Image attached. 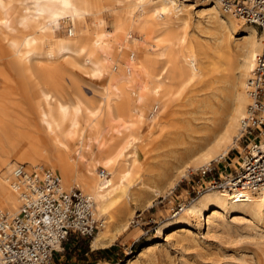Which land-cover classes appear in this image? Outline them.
<instances>
[{"label":"bare ground","instance_id":"obj_1","mask_svg":"<svg viewBox=\"0 0 264 264\" xmlns=\"http://www.w3.org/2000/svg\"><path fill=\"white\" fill-rule=\"evenodd\" d=\"M209 4L207 22L221 29L218 45L226 48L221 55L225 86L224 97L212 109L216 127L192 160L199 166L223 159L238 144L251 102L247 79L264 38L248 24L234 43L229 31L239 17L221 15V0ZM139 9L142 15L136 14ZM104 10L115 17L112 31L102 28ZM190 15L181 0H0V211L19 210L14 172L21 163L50 167L65 190L80 187L93 197L97 216L109 214L122 198L139 195L147 185L142 174H153L154 169L136 157L138 147L155 141L176 94L205 73L206 49L176 29ZM65 28L67 34L58 35ZM145 41L154 48L152 53L145 52ZM75 69L97 82L100 100L84 94ZM95 143L99 155L88 157ZM241 163L237 160L236 166ZM100 164L107 168L105 175L97 171ZM188 167L178 174L184 175ZM150 188L153 196L162 194V187ZM222 211L236 220L249 214L250 222L264 223V184L254 189L231 183V190L212 186L159 231L191 220L210 228ZM102 223L91 241L93 248L116 236L110 217Z\"/></svg>","mask_w":264,"mask_h":264},{"label":"rangeland","instance_id":"obj_2","mask_svg":"<svg viewBox=\"0 0 264 264\" xmlns=\"http://www.w3.org/2000/svg\"><path fill=\"white\" fill-rule=\"evenodd\" d=\"M181 1L191 9V15L186 24L176 26L177 31L202 44L207 51L202 80L187 85L176 94L164 116L163 131L152 144L138 147L136 157L145 166H153L154 169L153 174L152 171L142 174L147 185H143L139 195L134 194L130 200L122 198L119 206L109 214L95 215L102 221L110 217L111 233L116 234L114 240L104 247L92 248L91 241L98 231L91 237L72 235L64 242V248L55 253L53 264H264V223L250 222L252 218L249 214L236 220L232 213L222 211V218L215 220L210 228L207 223L198 225L191 220L186 225H169L159 231L184 205L211 188V180L219 181L226 174L236 172L240 166H236L237 160L243 161L248 141H238L226 157L211 161V171L207 174H202L197 170L201 166L192 162L201 151V145L206 143L203 138L216 127L212 109L218 103V98L224 97L225 71L221 55L226 48L218 45L221 29L207 22L210 0ZM220 13L228 14L223 12L221 6ZM136 14L142 15V10H137ZM100 15L104 21L103 30L112 31L114 15L110 10H104ZM234 18L238 25L230 28L229 37L235 43L237 38L244 35L245 27L250 23H244L242 18ZM87 21L89 23L91 19L87 18ZM256 29L260 35L261 30ZM65 34L67 28L58 32V35ZM144 45L146 53L153 52L154 48L149 42L145 41ZM114 65L111 62L110 68ZM73 72L87 97L101 99L94 79L80 70ZM2 84L0 82V87ZM81 121L85 122L83 118ZM206 124H210V129ZM108 134L112 135L113 129ZM90 148L88 157H97L100 151L97 143ZM185 166L189 167L180 176L178 172ZM96 168L98 172L102 168L107 172V168L101 164ZM150 186L162 187V194L153 196ZM122 223L125 226L117 230L116 227ZM86 245H89L88 252Z\"/></svg>","mask_w":264,"mask_h":264},{"label":"built area","instance_id":"obj_3","mask_svg":"<svg viewBox=\"0 0 264 264\" xmlns=\"http://www.w3.org/2000/svg\"><path fill=\"white\" fill-rule=\"evenodd\" d=\"M221 8L264 33V0H221ZM247 89L251 102L236 137L237 142L248 140L246 153L234 174L211 180V187L231 190V183H237L256 189L264 184V38ZM210 165L197 170L207 174ZM100 172L107 173L105 168ZM14 187L21 203L17 213L0 211V264H53L55 253L70 236H94L103 224L94 215L93 197L78 187L64 190L50 167L21 163L14 172Z\"/></svg>","mask_w":264,"mask_h":264},{"label":"trees","instance_id":"obj_4","mask_svg":"<svg viewBox=\"0 0 264 264\" xmlns=\"http://www.w3.org/2000/svg\"><path fill=\"white\" fill-rule=\"evenodd\" d=\"M80 242H78V244H79ZM89 251V245H86V252H88Z\"/></svg>","mask_w":264,"mask_h":264},{"label":"crops","instance_id":"obj_5","mask_svg":"<svg viewBox=\"0 0 264 264\" xmlns=\"http://www.w3.org/2000/svg\"><path fill=\"white\" fill-rule=\"evenodd\" d=\"M102 247H104V246H102ZM93 248V247H92Z\"/></svg>","mask_w":264,"mask_h":264}]
</instances>
